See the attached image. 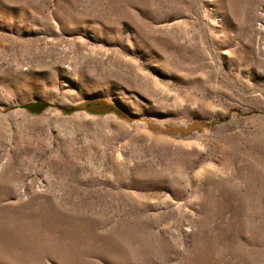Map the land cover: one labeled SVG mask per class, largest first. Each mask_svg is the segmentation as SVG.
Here are the masks:
<instances>
[{"label":"rangeland","instance_id":"374dc122","mask_svg":"<svg viewBox=\"0 0 264 264\" xmlns=\"http://www.w3.org/2000/svg\"><path fill=\"white\" fill-rule=\"evenodd\" d=\"M0 264H264V0H0Z\"/></svg>","mask_w":264,"mask_h":264},{"label":"trees","instance_id":"16d2710c","mask_svg":"<svg viewBox=\"0 0 264 264\" xmlns=\"http://www.w3.org/2000/svg\"><path fill=\"white\" fill-rule=\"evenodd\" d=\"M39 104L40 103H35V102L34 103H29V104L26 105V107L31 109L33 106H36V105H39Z\"/></svg>","mask_w":264,"mask_h":264}]
</instances>
